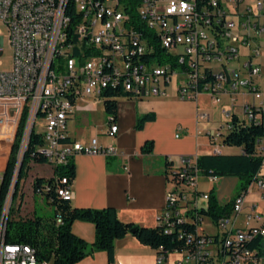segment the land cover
Here are the masks:
<instances>
[{
  "label": "built area",
  "instance_id": "built-area-1",
  "mask_svg": "<svg viewBox=\"0 0 264 264\" xmlns=\"http://www.w3.org/2000/svg\"><path fill=\"white\" fill-rule=\"evenodd\" d=\"M126 3L81 0L80 11L72 12L71 0H0V20L8 26L13 49V68L0 71V145L10 157L19 143L16 176L0 222V264H39L30 244L6 241L25 139L41 136L36 150L53 172L79 154H125L113 143L101 145L97 137L86 143L69 136L68 120L81 108L79 100L103 103L106 90L137 99L164 97L177 76V95L196 100L208 94L222 105L228 130L234 114L264 126L263 0H141L136 18ZM3 43L0 35V55ZM168 53H178V61H169ZM108 63H116V73L108 72ZM107 124V135L116 137L117 118L107 116ZM224 134L219 130L210 136L214 154H222ZM259 145L264 155V140ZM197 159L181 156L176 164L170 158L165 172L168 190L158 225L186 240V248L174 251L181 255L177 264H264V253L250 246L264 240V174L234 197L230 215L211 220L210 230L199 214L211 193L200 189ZM208 178L213 184L221 179ZM55 190L72 201L68 176L56 178ZM253 193L259 200L248 204ZM186 223L195 224V230L180 228ZM158 264H164L162 257Z\"/></svg>",
  "mask_w": 264,
  "mask_h": 264
},
{
  "label": "crops",
  "instance_id": "crops-1",
  "mask_svg": "<svg viewBox=\"0 0 264 264\" xmlns=\"http://www.w3.org/2000/svg\"><path fill=\"white\" fill-rule=\"evenodd\" d=\"M224 104L227 106L228 98ZM99 111L106 114L102 102L89 99L88 104H82L68 120L69 136L86 143L97 137L101 145L113 143L125 154L111 157L79 154L74 157L72 205L91 208L114 206L124 222L158 226V216L166 203L168 183L165 172L169 159L177 164L181 156L198 158L214 154L210 136L223 131L227 122L222 105L215 104L206 93L200 94L196 100H183L174 87L164 97L137 99L122 95L117 102L119 131L116 137L107 135V114L102 121L98 117ZM148 113H153L154 119L136 129L138 117ZM200 114H206L207 118L201 119ZM79 125L83 128H77ZM149 140L154 142L153 151L143 153L142 147ZM242 152L241 147L222 146V154ZM8 159L9 154H5L0 145V178ZM261 173L264 174V166ZM222 179L224 183L218 188V182L213 184L201 173L199 186L202 191L211 193L214 190L218 201L225 204L238 194L239 178L228 176ZM247 200L248 204L258 201V194H249ZM209 224L212 226L211 222ZM72 231L88 243L95 241L96 229L91 222L76 220ZM180 258L178 253H171L164 263L177 264ZM76 264H158V251L128 235L116 242L113 262L109 261L108 252L97 251Z\"/></svg>",
  "mask_w": 264,
  "mask_h": 264
},
{
  "label": "trees",
  "instance_id": "trees-1",
  "mask_svg": "<svg viewBox=\"0 0 264 264\" xmlns=\"http://www.w3.org/2000/svg\"><path fill=\"white\" fill-rule=\"evenodd\" d=\"M141 0H127L126 9L136 18L137 6ZM73 8H71L72 10ZM67 14L72 15L70 10ZM150 36V35H149ZM161 52L160 49H158ZM128 95L122 90H106L104 92L103 105L107 116L117 118L118 97ZM129 96V95H128ZM154 119L153 113L138 117L136 129H141L146 121ZM233 128L224 134L223 144L243 148L240 154H204L197 159V166L205 176L217 175L220 178L233 176L239 178L237 187L238 194L247 190L250 182L255 176L261 173L264 166V155L260 153L259 144L264 140V126L255 123H247L232 115ZM25 119L21 128L25 126ZM40 135L32 134L24 157L22 166L13 191V200L8 217L6 241L9 243L30 244L37 252L41 261H51L54 264H76L88 256H93L97 251H106L109 261L114 260L116 242L128 235L135 236L142 244L148 245L158 251V256L166 262L167 257L175 250H182L187 247L186 240L179 237V232L168 234L164 227H147L139 224L124 222L120 219L118 210L114 206L103 208L75 207L71 200H65L58 196L55 186L56 178L68 176L72 181L75 177V163L71 160L65 166L55 168L51 178L37 177L33 186L35 193H40L43 199L55 208V214L51 217L34 215L30 219L15 220L11 217L15 208L14 202L21 198V182L27 176L31 163L45 164L47 159L37 152V147L42 144ZM154 142L147 141L143 147V153L153 151ZM19 143L14 145L5 171L0 182V222L6 198L11 183L16 176L17 152ZM35 153V154H33ZM49 185V190H44ZM234 198L225 204H221L212 190L207 207L199 210V214L210 217L216 221L221 216H228L232 213ZM60 220V221H59ZM76 220L91 222L95 225L96 235L93 243H88L72 231V225ZM180 228L184 231L195 230V224L186 223ZM257 247L264 253V240L257 239L250 245ZM165 264V263H164Z\"/></svg>",
  "mask_w": 264,
  "mask_h": 264
},
{
  "label": "rangeland",
  "instance_id": "rangeland-1",
  "mask_svg": "<svg viewBox=\"0 0 264 264\" xmlns=\"http://www.w3.org/2000/svg\"><path fill=\"white\" fill-rule=\"evenodd\" d=\"M0 32L4 37V53L0 55V71H9L13 68V49L10 44V40L8 37L9 29L8 26L0 20ZM177 55V54H175ZM179 82V77L175 76L172 80L171 86H177ZM89 99H81L78 101L79 106L82 104H88ZM101 107V106H100ZM98 117L101 118L102 121L105 120V113L102 111L98 112ZM89 119H92L91 114H89ZM77 128L81 129L83 126L79 125ZM224 133L228 132V129L223 127ZM114 143H116L114 141ZM6 160V159H5ZM3 160V163H5ZM5 165V164H4ZM53 175L52 168L48 163L45 164H36L32 163L30 170L27 176L21 182V194L23 196L18 199L13 204L15 208L11 217L15 220L19 219H30L33 218L34 215L51 217L55 214V208L53 205L49 204L47 200L43 199V196L40 193H35L33 182L37 177L51 178ZM1 182V178H0ZM224 179H220L217 183L218 188L223 185ZM264 203L261 204L263 206ZM211 218L205 216L204 224L212 230L210 226Z\"/></svg>",
  "mask_w": 264,
  "mask_h": 264
},
{
  "label": "bare ground",
  "instance_id": "bare-ground-1",
  "mask_svg": "<svg viewBox=\"0 0 264 264\" xmlns=\"http://www.w3.org/2000/svg\"><path fill=\"white\" fill-rule=\"evenodd\" d=\"M264 3V0H263ZM71 8H73L72 12H79L81 8V0H71ZM262 16L264 17V7L262 8ZM177 54V55H175ZM168 60L169 61H178V53H168ZM108 72L109 73H116V63H108ZM249 123V122H248ZM255 123L256 122H251ZM30 139H25L24 141V151H26L27 146L29 144ZM32 251V258L34 261H39V264H47V262L41 261L37 256V252L34 248L30 247Z\"/></svg>",
  "mask_w": 264,
  "mask_h": 264
},
{
  "label": "water",
  "instance_id": "water-1",
  "mask_svg": "<svg viewBox=\"0 0 264 264\" xmlns=\"http://www.w3.org/2000/svg\"><path fill=\"white\" fill-rule=\"evenodd\" d=\"M22 161H23V159L21 160V163H20L19 170H18V173L17 174H19V172H20V169H21V166H22ZM12 200H13V193H12V196H11V201Z\"/></svg>",
  "mask_w": 264,
  "mask_h": 264
}]
</instances>
